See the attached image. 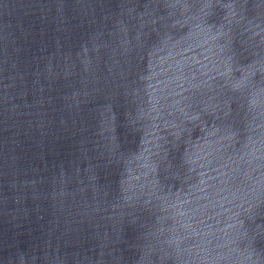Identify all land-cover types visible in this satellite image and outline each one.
Listing matches in <instances>:
<instances>
[{
  "label": "water",
  "instance_id": "95a60500",
  "mask_svg": "<svg viewBox=\"0 0 264 264\" xmlns=\"http://www.w3.org/2000/svg\"><path fill=\"white\" fill-rule=\"evenodd\" d=\"M0 264H264V0H0Z\"/></svg>",
  "mask_w": 264,
  "mask_h": 264
}]
</instances>
